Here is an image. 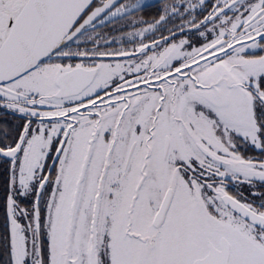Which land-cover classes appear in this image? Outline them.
Here are the masks:
<instances>
[{"label": "snow or ice", "instance_id": "6c2138e0", "mask_svg": "<svg viewBox=\"0 0 264 264\" xmlns=\"http://www.w3.org/2000/svg\"><path fill=\"white\" fill-rule=\"evenodd\" d=\"M144 7L0 0V264H264V0Z\"/></svg>", "mask_w": 264, "mask_h": 264}, {"label": "flooded vegetation", "instance_id": "af4514ba", "mask_svg": "<svg viewBox=\"0 0 264 264\" xmlns=\"http://www.w3.org/2000/svg\"><path fill=\"white\" fill-rule=\"evenodd\" d=\"M178 1V0H177ZM143 3L148 2V0H142ZM164 3V0H155L154 2H151L149 4H145V7L143 9V11L141 13H139V15H142L145 19L151 20V18L153 16H155L157 14L158 9L160 8V6ZM113 47L119 46L117 45H111ZM3 117L0 116V119H2ZM243 151V150H242ZM245 155L248 156H252V155H259V152H253L251 150L244 152ZM237 188L240 189V191H249L248 186L246 184H244L243 186L240 185H235L232 186L230 183V191L235 192L237 190Z\"/></svg>", "mask_w": 264, "mask_h": 264}, {"label": "water", "instance_id": "95a60500", "mask_svg": "<svg viewBox=\"0 0 264 264\" xmlns=\"http://www.w3.org/2000/svg\"><path fill=\"white\" fill-rule=\"evenodd\" d=\"M155 0H148V2H146V3H143L144 5L145 4H149V3H151V2H154Z\"/></svg>", "mask_w": 264, "mask_h": 264}, {"label": "rangeland", "instance_id": "374dc122", "mask_svg": "<svg viewBox=\"0 0 264 264\" xmlns=\"http://www.w3.org/2000/svg\"><path fill=\"white\" fill-rule=\"evenodd\" d=\"M177 2H179V0ZM193 2H195V0H193Z\"/></svg>", "mask_w": 264, "mask_h": 264}]
</instances>
